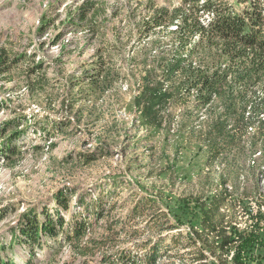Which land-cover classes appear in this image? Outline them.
I'll return each instance as SVG.
<instances>
[{
	"label": "rangeland",
	"instance_id": "374dc122",
	"mask_svg": "<svg viewBox=\"0 0 264 264\" xmlns=\"http://www.w3.org/2000/svg\"><path fill=\"white\" fill-rule=\"evenodd\" d=\"M85 1L99 4L105 13L80 23L75 12L84 0H0V60H5L0 65V128L11 120L6 136L13 137L14 150L9 147L0 155V257L9 264H99L100 253L169 233L163 243L167 255L157 264H198L195 247L183 239L176 247L179 236L170 235L195 238L192 227L200 230L201 216L196 204L212 195H224L218 213L228 229L248 230L257 219L264 221L259 171L264 157L255 168L252 160L261 156L259 151L245 150L246 156L236 161L230 155V164L220 157L209 163L200 132L204 116L187 121L182 112L188 101L169 99L157 125L140 121L134 97L141 91L144 69L153 66L140 49L157 32L141 37L140 18L151 6L172 8L179 0ZM164 30L159 35L166 38ZM100 52L110 58L111 73L113 68L119 72L109 75L113 81L107 90L93 82ZM15 124L20 132L12 135ZM64 190L74 195L68 210H60L66 223L73 211H85L76 202L79 195L86 200L100 196L106 208L116 202L99 220L88 219L92 232L83 239L108 237L109 222L124 219L138 197L151 199L172 228L157 231L143 228L142 222L138 237L125 238L126 231L118 227L115 237L89 259L76 256L67 243L54 252L46 245L29 258L23 243L12 242L10 228L29 208L40 212L45 207L54 214L53 196ZM203 251L206 264H221L210 249ZM253 251L255 259L247 264H264V244ZM233 254L229 247L226 264H233Z\"/></svg>",
	"mask_w": 264,
	"mask_h": 264
},
{
	"label": "trees",
	"instance_id": "16d2710c",
	"mask_svg": "<svg viewBox=\"0 0 264 264\" xmlns=\"http://www.w3.org/2000/svg\"><path fill=\"white\" fill-rule=\"evenodd\" d=\"M85 2L75 12L80 23L90 22L105 13V10H99V4ZM140 22L141 37L157 30L147 42L149 45L140 49V55L150 57L153 65L146 69V64H142L145 68L141 76L142 88L134 97V105L141 111L140 121L144 125H157L161 121L160 108L169 99L188 101L190 105L187 104L182 112L187 121L194 115L204 116V127L200 132L208 147L209 163L220 157L230 164V155L236 161V158L245 157V150H248V153L259 151L261 156L252 160V168L260 166L258 159L264 157V0H179L172 8L151 6ZM173 25L175 27L170 28ZM164 28L166 38L159 35ZM95 55L98 61L94 64L93 82L107 90L108 83L113 81L109 75L118 76L119 72L113 68L111 73V67H107L110 58L107 61L101 52ZM4 63L5 60H0V65ZM7 69L4 67L2 71ZM10 123L11 120L0 128V155H4L3 151H8L9 147L14 152L10 143L13 137L6 136ZM16 124L10 131L12 135L20 132ZM259 171L264 177V168ZM65 190L53 196L54 214L45 207L40 212L29 208L18 216L15 227L10 228L12 242L23 243L30 252L29 258L31 252L46 245L54 252L67 243L76 256L89 259L107 244L108 239L115 237L118 227L126 231L125 238L138 237L142 222L143 228L157 231L172 228L166 213L151 199L138 197L124 219L109 222L108 237L87 236L83 239L92 232L88 219L99 220L104 213L110 212L108 209L115 207L116 202L106 208L100 196L86 200L79 195L76 202L84 206L85 211H73L71 220L66 223L60 210H68L69 199L74 195ZM223 203L224 195L220 194L197 202L201 216L200 230L192 227L195 238L183 236L181 232L170 235L172 238L179 236L176 247L181 245V239L195 247L194 259L198 264H206L203 247L221 258V264H226V252L233 247V264H247L255 259L254 247L264 244V221L257 219L248 230L228 229L224 215L218 213ZM139 217H142L141 222H137ZM128 226L131 228L125 230ZM168 234L121 245L107 254L100 253L99 264H157L163 255H167L163 243ZM209 244L213 245V250ZM9 263L10 260L0 257V264Z\"/></svg>",
	"mask_w": 264,
	"mask_h": 264
}]
</instances>
